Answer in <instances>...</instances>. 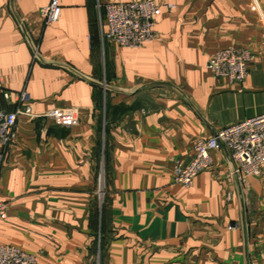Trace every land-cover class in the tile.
<instances>
[{"label": "crops", "instance_id": "1", "mask_svg": "<svg viewBox=\"0 0 264 264\" xmlns=\"http://www.w3.org/2000/svg\"><path fill=\"white\" fill-rule=\"evenodd\" d=\"M58 1L44 26L50 0H0V107L30 97L0 172V246L38 264H264V172L239 185L214 151L190 188L173 182L197 140L264 113V0H155L139 49L100 43L97 3L118 0ZM229 46L255 57L241 84L206 69Z\"/></svg>", "mask_w": 264, "mask_h": 264}, {"label": "built area", "instance_id": "2", "mask_svg": "<svg viewBox=\"0 0 264 264\" xmlns=\"http://www.w3.org/2000/svg\"><path fill=\"white\" fill-rule=\"evenodd\" d=\"M171 8V6H168ZM98 27L101 45L111 44L120 48L139 49L156 38L155 20L161 7L155 0H118L98 2ZM61 14L58 0L50 2L41 10L44 26L55 23ZM32 60L38 59V45L32 44ZM254 55L244 48L229 46L218 50L207 62L206 69L217 79L241 84L248 74V66ZM0 96L10 101L12 94L3 91L0 78ZM30 97L26 92L17 96L19 106L15 111L0 107V172L6 154L16 137L19 116L30 115L25 104ZM65 113L53 112L49 117H63ZM224 151L229 168L226 178L235 177L242 184L248 177H258L264 172V113L247 118L215 132L208 139H199L193 145L189 162L177 165L173 170V182L190 188L194 179L211 169V153ZM103 192L99 194L102 195ZM7 204L0 202V220L6 219ZM0 264H38L36 258L22 249L0 246Z\"/></svg>", "mask_w": 264, "mask_h": 264}, {"label": "rangeland", "instance_id": "3", "mask_svg": "<svg viewBox=\"0 0 264 264\" xmlns=\"http://www.w3.org/2000/svg\"><path fill=\"white\" fill-rule=\"evenodd\" d=\"M98 173H99V175L97 177V192L99 194L101 192H103L102 195H100V196L98 194V197L100 198V201H101L104 198V183H105L103 168H101Z\"/></svg>", "mask_w": 264, "mask_h": 264}, {"label": "trees", "instance_id": "4", "mask_svg": "<svg viewBox=\"0 0 264 264\" xmlns=\"http://www.w3.org/2000/svg\"><path fill=\"white\" fill-rule=\"evenodd\" d=\"M118 109H122L121 107H118Z\"/></svg>", "mask_w": 264, "mask_h": 264}]
</instances>
